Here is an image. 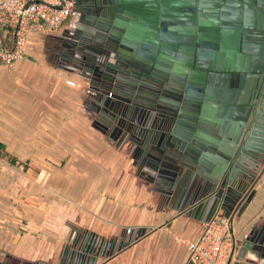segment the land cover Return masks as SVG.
<instances>
[{
    "label": "water",
    "instance_id": "obj_1",
    "mask_svg": "<svg viewBox=\"0 0 264 264\" xmlns=\"http://www.w3.org/2000/svg\"><path fill=\"white\" fill-rule=\"evenodd\" d=\"M198 2L89 0L80 19L87 26H79L85 32L71 35L62 49L88 71L96 121L168 181L173 206L187 215L204 212L203 222L217 216L232 223L253 198L256 170L264 168V98H255L264 83V0ZM219 75L233 78L237 90L215 113L223 148L208 166L195 151L208 150L201 127L213 116L207 102ZM145 234L137 228L110 244L118 242L121 251ZM79 239L58 264H97L116 253L94 234ZM253 241H242L234 264H246V253L258 259V249L264 257V247ZM234 249L235 243L232 255Z\"/></svg>",
    "mask_w": 264,
    "mask_h": 264
},
{
    "label": "crops",
    "instance_id": "obj_2",
    "mask_svg": "<svg viewBox=\"0 0 264 264\" xmlns=\"http://www.w3.org/2000/svg\"><path fill=\"white\" fill-rule=\"evenodd\" d=\"M77 14L56 31L29 33L13 68L0 64V143L15 160L0 156V262L58 264L89 233L116 251L97 264H195L184 241L199 237L204 212L181 213L168 181L142 166L96 121L88 71L62 49L80 26ZM5 33L0 28V38ZM233 80L219 75L210 85L213 116L201 127L208 150L195 151L208 166L223 148V125L215 113L234 98ZM256 126L262 130L263 118ZM257 173L252 200L229 223L235 249L228 264L240 261L246 237L264 247V168ZM137 228L146 234L128 247L117 251L118 242L110 244ZM257 251L258 259L246 253L242 263L264 264Z\"/></svg>",
    "mask_w": 264,
    "mask_h": 264
},
{
    "label": "built area",
    "instance_id": "obj_3",
    "mask_svg": "<svg viewBox=\"0 0 264 264\" xmlns=\"http://www.w3.org/2000/svg\"><path fill=\"white\" fill-rule=\"evenodd\" d=\"M73 5L74 0H0V28H12L14 39L12 48L0 46V64L13 68L23 55L28 34L56 31ZM184 243L195 264H228L234 247L228 220L217 216L204 222L197 239Z\"/></svg>",
    "mask_w": 264,
    "mask_h": 264
},
{
    "label": "flooded vegetation",
    "instance_id": "obj_4",
    "mask_svg": "<svg viewBox=\"0 0 264 264\" xmlns=\"http://www.w3.org/2000/svg\"><path fill=\"white\" fill-rule=\"evenodd\" d=\"M199 2L198 3H200V1L201 0H198ZM203 1H205V0H203ZM212 1H216V2H219V5L221 6V5H227L226 4V0H212ZM76 3V6L77 7H72V12L70 13V15H69V17H68V19H70V18H72V17H76V14L78 15L77 17H78V21H79V25L80 26H82L83 28L85 27V26H87L85 23H84V21H80V19H81V17H83V20H85L86 18H85V15H87V9H89L90 8V6H89V0H79V1H74V4ZM196 7V6H195ZM77 10H78V12H77ZM82 20V19H81ZM83 29H81L79 26H78V28L76 29V31H75V33L76 32H81ZM82 32H85V31H82ZM262 41V40H261ZM264 42V41H263ZM260 87V88H259ZM259 87L257 88V92H256V94H255V98L257 97V99H260V101H261V99H263L264 98V83H262V85L260 86V83H259ZM160 91H163V90H160Z\"/></svg>",
    "mask_w": 264,
    "mask_h": 264
},
{
    "label": "trees",
    "instance_id": "obj_5",
    "mask_svg": "<svg viewBox=\"0 0 264 264\" xmlns=\"http://www.w3.org/2000/svg\"><path fill=\"white\" fill-rule=\"evenodd\" d=\"M6 33H5V37L4 38H0V46L4 49H10L12 48V39H13V29L10 27H7L5 29ZM0 156L1 157H7L8 159H10V157L8 155H5L4 151H3V145L0 143ZM10 161L12 163H14V159H10Z\"/></svg>",
    "mask_w": 264,
    "mask_h": 264
}]
</instances>
